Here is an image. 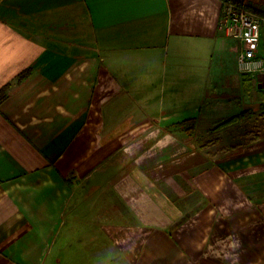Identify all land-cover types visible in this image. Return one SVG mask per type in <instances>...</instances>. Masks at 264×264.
<instances>
[{"label":"crops","instance_id":"0c3cea01","mask_svg":"<svg viewBox=\"0 0 264 264\" xmlns=\"http://www.w3.org/2000/svg\"><path fill=\"white\" fill-rule=\"evenodd\" d=\"M222 2L0 0V264H61L59 230L102 201L109 264H264V136H241L264 69L239 72Z\"/></svg>","mask_w":264,"mask_h":264},{"label":"rangeland","instance_id":"374dc122","mask_svg":"<svg viewBox=\"0 0 264 264\" xmlns=\"http://www.w3.org/2000/svg\"><path fill=\"white\" fill-rule=\"evenodd\" d=\"M243 103L240 101L234 102L233 106L229 107L233 112H239L240 110H243L242 106ZM225 110V109H224ZM231 114V113H228ZM251 119V118H250ZM252 123V120H246L242 124L236 126V128H233L230 131H225L223 133V137L225 140L229 142H237L240 137V133L248 128L250 124ZM194 127V122L193 123H186L183 125V129L189 133L190 131L186 130V128ZM197 135L200 140H205L206 135L211 137V135H215V133L210 132H205V131H198ZM199 150H201L198 147ZM129 169V168H128ZM134 177L136 181L138 182L139 187L149 189L151 192H155L152 190V185L147 182L146 180H143V176L139 171H134ZM109 207V204L106 201H102V204L96 205V209L100 208V211L92 212L90 209H86L84 213V217L77 218L76 220L72 218L73 222H71L69 225L63 226L60 230L59 233L68 238V245H65L63 249L59 251H64V256L66 258H63L61 264H107L110 263V261H107V257H111L113 255V251L110 249L109 245L105 242V236L103 235V232L99 228L100 225L94 226V224L97 222H101V218L105 216H113L109 215L110 211L106 209ZM105 209V211H104ZM94 210V209H92ZM107 218V217H106ZM104 220V218H103ZM103 223V222H102ZM93 224V225H92ZM92 237L97 238L96 242L90 243ZM100 243V244H98ZM58 247V244H57ZM59 248L60 245H59ZM80 255V258H79ZM83 255V256H81ZM85 257V258H84ZM102 257V258H101ZM83 258V259H81ZM106 260V261H105Z\"/></svg>","mask_w":264,"mask_h":264},{"label":"built area","instance_id":"2783aa9c","mask_svg":"<svg viewBox=\"0 0 264 264\" xmlns=\"http://www.w3.org/2000/svg\"><path fill=\"white\" fill-rule=\"evenodd\" d=\"M219 26L227 35H233L241 42L237 54V68L243 74H257L264 69L263 58L259 55L261 27L255 15L235 5L231 0L222 2Z\"/></svg>","mask_w":264,"mask_h":264},{"label":"trees","instance_id":"16d2710c","mask_svg":"<svg viewBox=\"0 0 264 264\" xmlns=\"http://www.w3.org/2000/svg\"><path fill=\"white\" fill-rule=\"evenodd\" d=\"M222 1H226V0H222ZM231 1L235 5H237L239 7H242L244 9H246V10H249V11H254L255 10V8H254V6L252 4H247L243 0H231ZM251 113L252 112L249 111V110H244L240 114L235 115V116H233V117H231V118H229V119H227V120L219 123L215 127V129L220 128V127H223V126L228 125V124H231V123H234V122H236V121H238V120H240V119H242V118H244L246 116H249ZM258 119H259V122L258 123H260V125L262 126L263 121H264L263 120L264 119V116L259 115L258 116ZM193 122L194 121H192V120H187V121H185L184 124H186V123H193ZM260 125L258 126L256 124L252 129H250V130L245 131L244 133H242L241 136L243 138V141H244L243 144L244 145L250 144L251 142L257 140L258 138L264 136V130H262L260 128L261 127ZM191 129H192V127L186 128L187 131L188 130L190 131ZM219 143H220V139L215 137V138H211V139H208V140H200L198 144H199V148L201 150H204L206 148H209V147H211L213 145H216V144H219ZM227 150H229L227 147L218 146L215 150H213L211 152V155L212 156H215L218 153L225 152Z\"/></svg>","mask_w":264,"mask_h":264}]
</instances>
